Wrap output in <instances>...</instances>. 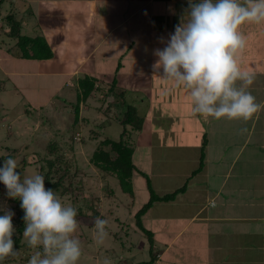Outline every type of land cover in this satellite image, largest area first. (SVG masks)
Returning <instances> with one entry per match:
<instances>
[{
  "label": "crops",
  "instance_id": "0c3cea01",
  "mask_svg": "<svg viewBox=\"0 0 264 264\" xmlns=\"http://www.w3.org/2000/svg\"><path fill=\"white\" fill-rule=\"evenodd\" d=\"M11 4L12 12L28 13L23 28L35 27L29 17L37 21L38 32L54 52L50 59H26L37 63L32 75L75 83L80 76H96L99 89L91 98L101 94L102 100L96 96L99 101L93 105L99 110L111 108L113 96L106 90L115 79L119 88L135 94L133 99L128 93L124 98L145 117L143 129L133 134V159L138 148L145 164L170 178L158 193L172 192L171 179L177 169L183 171L186 191L164 201L171 203V215L159 209L162 201H158V216L150 213L153 206L143 217L144 223L147 219L154 223L160 251L170 252L164 264H264V108L246 122L205 119L193 112L186 88L163 77L162 69L155 73L152 68L157 59L154 50L165 47L188 0H12ZM241 31L247 37L241 65L256 74L248 91L264 104V23H246ZM137 47L133 58L132 48ZM172 90L181 97L178 104L172 101L174 96L165 97ZM243 128L247 132L241 133ZM190 132L195 140L186 139ZM205 138L204 166L196 171ZM168 169L171 172L163 173Z\"/></svg>",
  "mask_w": 264,
  "mask_h": 264
},
{
  "label": "rangeland",
  "instance_id": "374dc122",
  "mask_svg": "<svg viewBox=\"0 0 264 264\" xmlns=\"http://www.w3.org/2000/svg\"><path fill=\"white\" fill-rule=\"evenodd\" d=\"M4 1L0 12V162L1 157L4 161L11 157L17 161V171L22 175L26 173L43 176L49 170L48 161L54 162L52 180L62 178V184L54 191L65 205H71L78 210L79 226L74 234L82 246L78 264H103L105 258L110 259L112 264H132L150 260L153 256L155 261L152 264H164L170 252L160 251L156 258L158 249L162 247L161 243L155 240L154 223L149 219L143 222L146 228L154 233L155 247L151 249L150 240L137 227L134 214L148 202L151 195L146 175L157 192L170 178L166 179L161 172L145 164L137 148L136 158L133 159L136 161L132 179L134 194L130 195L122 190L115 175L100 170L91 162L93 152L102 140L120 139L124 130L121 118L124 117L126 105H120L119 99L122 96L128 97V94V98L133 99L135 94H130L131 91L125 92L116 85L111 92L113 102L110 106L114 109L110 108L108 111L107 107L101 111L99 107L93 106L99 99L102 100L99 97L101 94L96 93L99 99L95 96L94 99H88V103L84 101L80 103V91L76 88L78 84L75 81L63 82L62 78L38 76L36 72L32 75L30 71H37V63L22 59L17 39L6 34L5 17L13 9L12 0ZM21 5H24V2ZM14 16L22 24L28 21V13H14ZM34 20L31 21L29 17V22H34L36 28L33 25L21 27L22 34L43 35L38 32V26L35 24L37 21ZM162 37L164 36L157 38ZM132 49V57L135 58L140 48ZM121 90L123 94L119 92ZM106 92H109V89ZM160 92L164 95V92ZM172 92L173 90L165 92L167 93L165 97L171 99L174 96L172 101L178 104L181 97H177V92H174V95ZM103 97L105 100L108 99L105 95ZM187 107L189 108L188 105ZM127 128L130 130L131 127ZM192 134L193 132H190L186 139L195 140ZM130 138L135 147L133 135ZM168 172L171 171L169 169L163 171ZM182 172L177 169V176L171 179L174 187L169 186L168 191H173L182 184L188 185L186 180L184 183L181 182ZM1 188L4 186L0 185ZM169 204L171 203L161 202L158 206L170 216L173 210ZM15 205L14 199L8 197L7 193L3 192L0 195L1 209H11L15 213L13 225L14 234L17 235L16 209L11 208ZM152 212L159 213L156 205L150 210V213ZM97 216L108 221L109 232L103 245L99 246L94 240L93 220ZM153 216L157 217L158 214ZM23 242L24 245L17 250V255L6 258L3 264H28L31 255L39 249L30 248L24 237Z\"/></svg>",
  "mask_w": 264,
  "mask_h": 264
},
{
  "label": "clouds",
  "instance_id": "9594fccd",
  "mask_svg": "<svg viewBox=\"0 0 264 264\" xmlns=\"http://www.w3.org/2000/svg\"><path fill=\"white\" fill-rule=\"evenodd\" d=\"M246 23H264V0H188V8L174 33L157 48L153 71L188 90L193 112L205 119L251 120L264 104L248 91L255 73L242 67L240 56L247 47L241 31ZM247 128L241 129V133ZM14 158L0 167V182L7 195L20 200L24 211L23 237L35 251L28 264H78L82 246L74 234L78 210L65 205L41 174L17 171ZM0 215V260L17 255L11 209ZM95 243L103 245L108 221L93 220ZM103 264H112L105 258Z\"/></svg>",
  "mask_w": 264,
  "mask_h": 264
},
{
  "label": "trees",
  "instance_id": "16d2710c",
  "mask_svg": "<svg viewBox=\"0 0 264 264\" xmlns=\"http://www.w3.org/2000/svg\"><path fill=\"white\" fill-rule=\"evenodd\" d=\"M4 0H0V12L1 6ZM6 20V34L15 37L17 39V45L21 50V57L24 59H50L54 56V52L48 41L46 40L45 36L43 35H36L30 36L21 33L22 22L17 20L12 12H10L5 17ZM99 79L96 76L90 75H83L77 79L78 89H79V101L88 103V99H90L93 93L99 89L98 86ZM117 85V81L114 79L112 82L111 87L109 88V92L111 93ZM123 94V90L119 91ZM108 93V92H107ZM120 94V95H121ZM119 99V98H118ZM120 105H126V111L124 112V117H122L121 122L124 125V130L121 133L119 140H114L112 138H105L101 141L99 146L94 150L91 162L100 170L112 173L115 175L118 180L122 190L125 193L130 195L134 194L133 188V174L134 170L136 169V165L133 160V155L135 152V147L131 141L130 136H132L135 132H138L143 129L145 117L139 114L137 108L129 103L126 102L124 96L121 97ZM108 111L110 107L107 108ZM101 111L104 110L103 108L100 109ZM107 113V111H105ZM77 114L79 115V107L77 108ZM117 115V113H116ZM119 115V114H118ZM124 118V119H123ZM130 126V130L127 128ZM207 141L206 138L202 145L201 150V159H200V166L196 171H199L204 166V158H205V147ZM113 153H115L113 155ZM4 162V158L1 157L0 167H2ZM50 164L49 170L45 173V186L46 188H52L56 190L62 184V178L58 179L57 181H53V161H48ZM195 173V172H194ZM147 177V184L150 191V197L147 203H145L136 213L134 214V219L136 220L137 227L143 231L146 236L149 238L151 243V249L155 247V242L153 239L154 233L146 228L143 223V216L155 205L156 202H170L180 194L186 191L187 184L177 188L176 190L166 193L164 195H160L152 186L151 180ZM5 192L7 193L6 187L0 189V195ZM15 206L11 207L12 209H16V222L18 227L16 228L17 235H13V239L15 242L16 250H19L23 242V231L25 228V222L23 220L24 211L20 207V200L14 199ZM4 211L0 207V215H3ZM119 219V218H118ZM160 250L156 254V258L159 255ZM5 260V259H4ZM4 260H0V264L4 263ZM155 261V257L153 256L150 260H144L137 263L132 264H152Z\"/></svg>",
  "mask_w": 264,
  "mask_h": 264
},
{
  "label": "built area",
  "instance_id": "2783aa9c",
  "mask_svg": "<svg viewBox=\"0 0 264 264\" xmlns=\"http://www.w3.org/2000/svg\"><path fill=\"white\" fill-rule=\"evenodd\" d=\"M0 185H2V186H4V187H5V185H4L2 182H0Z\"/></svg>",
  "mask_w": 264,
  "mask_h": 264
}]
</instances>
